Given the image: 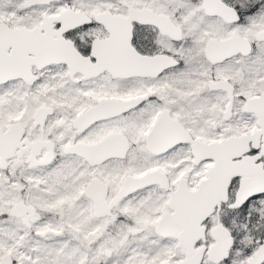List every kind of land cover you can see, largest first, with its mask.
<instances>
[{"label": "snow or ice", "instance_id": "snow-or-ice-1", "mask_svg": "<svg viewBox=\"0 0 264 264\" xmlns=\"http://www.w3.org/2000/svg\"><path fill=\"white\" fill-rule=\"evenodd\" d=\"M0 264H264V0H0Z\"/></svg>", "mask_w": 264, "mask_h": 264}]
</instances>
